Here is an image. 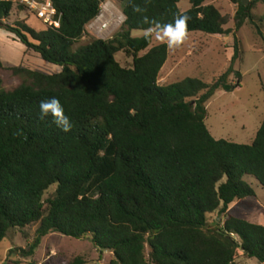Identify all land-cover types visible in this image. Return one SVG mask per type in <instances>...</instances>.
Masks as SVG:
<instances>
[{
  "label": "trees",
  "instance_id": "16d2710c",
  "mask_svg": "<svg viewBox=\"0 0 264 264\" xmlns=\"http://www.w3.org/2000/svg\"><path fill=\"white\" fill-rule=\"evenodd\" d=\"M52 1L60 27L36 31L26 21L9 25L13 10L26 7L0 0V28L62 68L49 75L8 66L20 82L12 90L0 77V244L12 231L37 226L26 258L43 239L61 234L91 235L97 250L114 253L111 264H237L239 251L264 264V225L229 215L233 203L256 197L248 177L264 187V121L251 145L217 140L205 123L215 94L241 87L236 34L250 23L264 43L254 16L264 0L249 6L231 0L234 30L207 0H189L185 12L179 8L185 0H114L123 5L125 22L106 41L87 26L107 0ZM182 15L190 17L188 34L235 36L231 66L212 84L186 78L160 85L169 48L132 36L154 28L145 16L163 25ZM260 22L264 27V16ZM121 52L132 66L118 62ZM6 66L0 56V72ZM52 97L70 118L68 133L50 117L39 118L40 102ZM216 213L227 219L212 227L209 216Z\"/></svg>",
  "mask_w": 264,
  "mask_h": 264
},
{
  "label": "rangeland",
  "instance_id": "374dc122",
  "mask_svg": "<svg viewBox=\"0 0 264 264\" xmlns=\"http://www.w3.org/2000/svg\"><path fill=\"white\" fill-rule=\"evenodd\" d=\"M114 1V0H113ZM252 1V0H251ZM122 11L123 5L114 1ZM18 5H22L17 3ZM17 5V6H18ZM205 5H214L223 15L231 18L227 29H235L234 17L237 6L231 0H207ZM182 12L191 8L189 0L179 4ZM255 21L261 25L260 18L264 16V5L258 4L254 10ZM26 21L36 31L44 29L45 25L34 14L27 11L21 12L15 8L12 17L7 23ZM122 28V26H121ZM118 29L111 39L121 30ZM88 34H91L89 30ZM145 32L134 31V38L144 37ZM92 35V34H91ZM93 36V35H92ZM242 52V61L236 63V71L242 74L241 87L227 93L218 91L206 104V125L213 137L217 140H226L241 145H251L264 121V43L258 35L256 27L250 23L236 34ZM153 46L166 44L157 38L153 32ZM109 39V40H111ZM235 36H212L203 33H190L183 44L176 49H169V59L164 66L159 84L166 86L181 82L186 78H199L208 84L214 83L227 72L231 66L234 54ZM144 54V53H143ZM0 56L4 58L6 69L0 72L6 90H12L19 85V79L8 70V66H22L34 71L54 75L62 68L47 63L42 57L28 51L20 41H14L8 32L0 28ZM1 57V58H2ZM118 62L125 67L132 66L133 60L123 52L117 55ZM230 81L235 82L234 76ZM248 182L256 192V197L237 201L230 206L229 215L246 220L254 224L264 225V187L254 179L248 177ZM53 187L46 195L45 200L55 193ZM227 216L218 213L209 216V225L215 227L217 223L226 221ZM37 226L9 233L8 237L0 244V264H30L36 262L68 263L80 259L84 264H111L114 253L101 252L92 243V236L77 240L61 234H54L43 239L42 245L30 258L23 256L35 237ZM237 264H261L256 259H249L242 251L238 252Z\"/></svg>",
  "mask_w": 264,
  "mask_h": 264
},
{
  "label": "clouds",
  "instance_id": "9594fccd",
  "mask_svg": "<svg viewBox=\"0 0 264 264\" xmlns=\"http://www.w3.org/2000/svg\"><path fill=\"white\" fill-rule=\"evenodd\" d=\"M137 13H143L145 10L139 6H134L133 9ZM190 17L182 15L175 19L172 24H160L157 21L150 20L147 16L144 17V23L154 25L144 33L146 39H150L155 31L157 38L162 42H166V47L176 49L180 47L187 37V26ZM51 118V122L61 131L68 133L72 129L70 118L65 115L64 108L60 101L55 98L42 100L39 104V118L43 121Z\"/></svg>",
  "mask_w": 264,
  "mask_h": 264
},
{
  "label": "built area",
  "instance_id": "2783aa9c",
  "mask_svg": "<svg viewBox=\"0 0 264 264\" xmlns=\"http://www.w3.org/2000/svg\"><path fill=\"white\" fill-rule=\"evenodd\" d=\"M17 2L26 7V10L34 14L44 25L48 27H60L58 12L52 0H2ZM125 22L123 12L113 0H107L101 5L98 16L87 26V31L100 40H109Z\"/></svg>",
  "mask_w": 264,
  "mask_h": 264
},
{
  "label": "water",
  "instance_id": "95a60500",
  "mask_svg": "<svg viewBox=\"0 0 264 264\" xmlns=\"http://www.w3.org/2000/svg\"><path fill=\"white\" fill-rule=\"evenodd\" d=\"M241 2L245 5V6H249L251 3V0H241ZM155 33V32H154Z\"/></svg>",
  "mask_w": 264,
  "mask_h": 264
},
{
  "label": "crops",
  "instance_id": "0c3cea01",
  "mask_svg": "<svg viewBox=\"0 0 264 264\" xmlns=\"http://www.w3.org/2000/svg\"><path fill=\"white\" fill-rule=\"evenodd\" d=\"M10 36H11V38H14V41H18L16 38H15V36H13V35H11V34H9ZM2 57V56H1ZM2 60H3V62H4V64H5V61H4V58L2 57ZM6 65V64H5Z\"/></svg>",
  "mask_w": 264,
  "mask_h": 264
}]
</instances>
